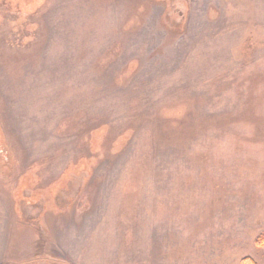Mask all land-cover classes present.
<instances>
[{"label": "rangeland", "instance_id": "obj_1", "mask_svg": "<svg viewBox=\"0 0 264 264\" xmlns=\"http://www.w3.org/2000/svg\"><path fill=\"white\" fill-rule=\"evenodd\" d=\"M264 0H0V264H264Z\"/></svg>", "mask_w": 264, "mask_h": 264}, {"label": "trees", "instance_id": "obj_2", "mask_svg": "<svg viewBox=\"0 0 264 264\" xmlns=\"http://www.w3.org/2000/svg\"><path fill=\"white\" fill-rule=\"evenodd\" d=\"M256 245L257 246H263L264 245V234L257 238ZM242 264H257V262L253 258L247 257V258L242 260Z\"/></svg>", "mask_w": 264, "mask_h": 264}]
</instances>
